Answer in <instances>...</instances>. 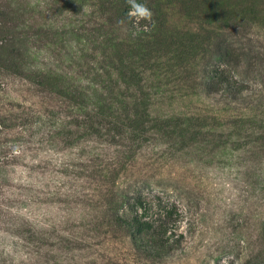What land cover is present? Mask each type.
I'll return each mask as SVG.
<instances>
[{
  "label": "rangeland",
  "instance_id": "obj_1",
  "mask_svg": "<svg viewBox=\"0 0 264 264\" xmlns=\"http://www.w3.org/2000/svg\"><path fill=\"white\" fill-rule=\"evenodd\" d=\"M137 2L0 0V264H264V0Z\"/></svg>",
  "mask_w": 264,
  "mask_h": 264
},
{
  "label": "clouds",
  "instance_id": "obj_2",
  "mask_svg": "<svg viewBox=\"0 0 264 264\" xmlns=\"http://www.w3.org/2000/svg\"><path fill=\"white\" fill-rule=\"evenodd\" d=\"M126 3L129 5V12L127 14L129 20L134 19L136 24H139L142 20L151 21L153 13L146 4L139 3L137 0H126ZM119 23H123V21ZM145 30L147 29L145 28Z\"/></svg>",
  "mask_w": 264,
  "mask_h": 264
}]
</instances>
